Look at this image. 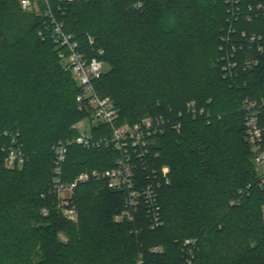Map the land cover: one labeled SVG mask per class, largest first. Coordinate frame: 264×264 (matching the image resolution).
Instances as JSON below:
<instances>
[{
    "label": "trees",
    "instance_id": "16d2710c",
    "mask_svg": "<svg viewBox=\"0 0 264 264\" xmlns=\"http://www.w3.org/2000/svg\"><path fill=\"white\" fill-rule=\"evenodd\" d=\"M262 1L240 0L239 31L264 34V15L249 11ZM50 6L86 56L104 61L95 89L115 103L118 124L169 121L153 146L159 170L167 167L171 178L160 190L164 223L152 229L144 208L135 222L115 221L124 193L104 180L77 187L76 224L57 211L53 146L92 116L76 105L80 87L63 70L46 5L27 10L20 0H0V264H264V182L243 109L247 99L255 101L264 127V56L246 46L235 55L232 78L224 77L226 0H50ZM247 58L259 64L245 70ZM192 100L211 112L210 123L185 113ZM5 132L19 133L22 166H5ZM93 132L110 135L111 128ZM118 156L111 148L72 146L65 179L108 169ZM242 189L245 197L232 205Z\"/></svg>",
    "mask_w": 264,
    "mask_h": 264
},
{
    "label": "built area",
    "instance_id": "2783aa9c",
    "mask_svg": "<svg viewBox=\"0 0 264 264\" xmlns=\"http://www.w3.org/2000/svg\"><path fill=\"white\" fill-rule=\"evenodd\" d=\"M57 2H74L76 0H56ZM46 5L45 15L49 17L48 29L54 42L62 49L59 56L64 60L63 70L71 73L76 79L80 92L76 96V105L79 110L91 113L88 134L80 133L75 125L77 134L66 140H61L53 146L55 152V167L50 192L56 197L57 211L70 220H76L79 209L76 203V189L80 184L104 180L107 187L114 191L124 193V207L115 215V221L135 222L141 208H144L152 229L163 225L162 205L160 190L171 183L167 167L159 170L156 164L157 154L153 153L156 136L164 131L169 122L161 118L147 117L136 123L118 124V110L113 100L106 96H100L95 89L94 82L100 79L104 73L105 64L98 56L88 58L81 50L79 42L73 35L65 32L63 25L54 17L50 0H20V4L27 10H38L39 4ZM229 6L230 26L222 37L224 50L221 58L222 70L225 78H232L238 62L235 55L246 46L255 48L264 56V34H247L239 31L235 22L244 17L240 0H226ZM141 7L142 2L135 5ZM252 14L264 15V1L256 6H250ZM251 21V14H246ZM42 35V32L39 33ZM103 51H100L102 54ZM259 64L258 58H247L244 69L250 70ZM245 125L247 128V140L252 147L255 163L258 165L264 161V127L259 121V107L253 100L247 99L244 104ZM185 113L192 116L205 115L207 122H211L212 114L204 107H200L192 100L186 104ZM180 116L183 112L179 113ZM109 126L110 135L107 133L97 135L94 127ZM103 129V128H102ZM101 129V130H102ZM9 141L2 150L5 153L4 164L7 168L22 166L27 156L19 141V133H4ZM81 146L85 149L111 148L118 153V158L112 167L105 170L89 169L80 172L73 181L65 179L64 166L69 150L72 146ZM264 182V174H262ZM250 187V185L248 186ZM240 197L231 201L232 205L240 204L246 195L244 189L240 190ZM45 215L47 208L43 209ZM153 250H159L154 248Z\"/></svg>",
    "mask_w": 264,
    "mask_h": 264
},
{
    "label": "rangeland",
    "instance_id": "374dc122",
    "mask_svg": "<svg viewBox=\"0 0 264 264\" xmlns=\"http://www.w3.org/2000/svg\"><path fill=\"white\" fill-rule=\"evenodd\" d=\"M89 119L88 118H85L84 120H82V121H80L79 123H77V125L76 124H74L73 126H72V130H73V132H76V129L74 128L75 127V125H76V127H77V129H78V131L80 132V133H83V134H88V133H90L91 132V129H90V127H89ZM10 169H13V168H10ZM258 170H259V172L261 173V174H264V161H263V163L262 164H260V165H258ZM86 201H83V204L85 203ZM70 220V219H69ZM73 223H77L78 222V220L76 219V220H71ZM60 238V237H59ZM61 239V238H60ZM136 264H139L138 263V261H137V263Z\"/></svg>",
    "mask_w": 264,
    "mask_h": 264
},
{
    "label": "water",
    "instance_id": "95a60500",
    "mask_svg": "<svg viewBox=\"0 0 264 264\" xmlns=\"http://www.w3.org/2000/svg\"><path fill=\"white\" fill-rule=\"evenodd\" d=\"M61 237L63 238L64 241H67V237L64 234H61Z\"/></svg>",
    "mask_w": 264,
    "mask_h": 264
}]
</instances>
